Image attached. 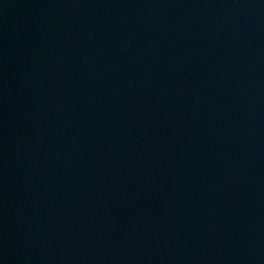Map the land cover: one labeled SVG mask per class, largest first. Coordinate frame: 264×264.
Wrapping results in <instances>:
<instances>
[{"label": "water", "instance_id": "95a60500", "mask_svg": "<svg viewBox=\"0 0 264 264\" xmlns=\"http://www.w3.org/2000/svg\"><path fill=\"white\" fill-rule=\"evenodd\" d=\"M0 264H264V0H0Z\"/></svg>", "mask_w": 264, "mask_h": 264}]
</instances>
